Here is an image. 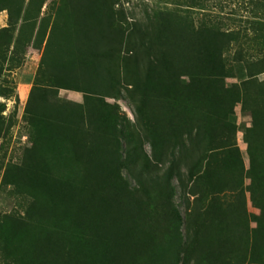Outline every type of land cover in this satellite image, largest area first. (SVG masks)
<instances>
[{
  "label": "rangeland",
  "instance_id": "374dc122",
  "mask_svg": "<svg viewBox=\"0 0 264 264\" xmlns=\"http://www.w3.org/2000/svg\"><path fill=\"white\" fill-rule=\"evenodd\" d=\"M0 214V264H264V0H0Z\"/></svg>",
  "mask_w": 264,
  "mask_h": 264
},
{
  "label": "trees",
  "instance_id": "16d2710c",
  "mask_svg": "<svg viewBox=\"0 0 264 264\" xmlns=\"http://www.w3.org/2000/svg\"><path fill=\"white\" fill-rule=\"evenodd\" d=\"M205 42H206V44L208 45L209 44V42L208 41H206L205 40ZM210 47H211V44H210ZM217 52H219V48H217ZM219 54V53H218ZM209 57L210 58H207V61H208V63L210 64V67H209V69L211 70V71H215L216 69H215V66H214V60H212V58H213V56L211 55H209ZM219 59H220V61H221V59L223 60V58L221 57V56H217ZM216 59V58H215ZM221 65V64H220ZM226 68H227V66L225 65V63L222 65V69H225L226 70ZM175 174V172L173 171V167L171 166V167H169V169H168V173H167V175H166V180H168V181H172L173 179H174V176H176V175H174ZM6 218H8L6 215H1L0 214V238L2 239L3 238V235H4V223H5V221H6Z\"/></svg>",
  "mask_w": 264,
  "mask_h": 264
}]
</instances>
